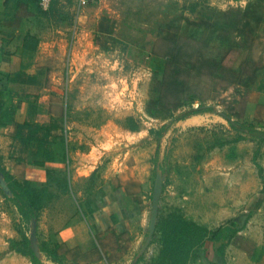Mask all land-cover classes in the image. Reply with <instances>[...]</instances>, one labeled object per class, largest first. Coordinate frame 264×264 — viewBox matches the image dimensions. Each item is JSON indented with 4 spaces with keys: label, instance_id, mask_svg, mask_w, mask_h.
Returning a JSON list of instances; mask_svg holds the SVG:
<instances>
[{
    "label": "rangeland",
    "instance_id": "rangeland-1",
    "mask_svg": "<svg viewBox=\"0 0 264 264\" xmlns=\"http://www.w3.org/2000/svg\"><path fill=\"white\" fill-rule=\"evenodd\" d=\"M39 12L54 115L0 141V171L44 192L25 223L0 186V264H31L9 240L33 221L42 264H264V0ZM77 221L88 240L59 243Z\"/></svg>",
    "mask_w": 264,
    "mask_h": 264
},
{
    "label": "crops",
    "instance_id": "crops-1",
    "mask_svg": "<svg viewBox=\"0 0 264 264\" xmlns=\"http://www.w3.org/2000/svg\"><path fill=\"white\" fill-rule=\"evenodd\" d=\"M41 14L35 1L0 0V99L3 102L0 141L9 143V147L13 146L10 135L17 125L30 123V128L24 127L30 131L38 129L37 125L47 128L54 115L55 102L45 84L42 65L55 48V34L44 29ZM61 40L60 34L59 50L64 47ZM43 53L44 62L41 61ZM102 199L107 202L101 194L88 200L89 209H93L89 212L91 216L99 211ZM94 204L96 210L92 207ZM81 222L60 229L59 243L72 246L87 241L89 236L82 232ZM83 222L86 224L87 218ZM76 226L79 233L73 230Z\"/></svg>",
    "mask_w": 264,
    "mask_h": 264
},
{
    "label": "trees",
    "instance_id": "trees-1",
    "mask_svg": "<svg viewBox=\"0 0 264 264\" xmlns=\"http://www.w3.org/2000/svg\"><path fill=\"white\" fill-rule=\"evenodd\" d=\"M56 3V2H52ZM51 6V5H50ZM39 7V6H38ZM3 102L0 99V116L2 115ZM19 125H17L18 127ZM39 128H45L44 125H37ZM3 177L12 193L10 199L13 201L20 219L29 223L32 218H37V209L41 205L43 197V189H37L34 185L30 184L29 180L23 179L22 182L14 178L9 172L2 170ZM9 246L14 251L26 255L31 264H42L41 259L35 255L30 248L29 239L26 235H22L20 239L10 238ZM39 249L45 254L46 258L60 263V258L51 249L46 246H40Z\"/></svg>",
    "mask_w": 264,
    "mask_h": 264
},
{
    "label": "built area",
    "instance_id": "built-area-1",
    "mask_svg": "<svg viewBox=\"0 0 264 264\" xmlns=\"http://www.w3.org/2000/svg\"><path fill=\"white\" fill-rule=\"evenodd\" d=\"M96 0H36L38 6L43 9L47 10L52 2L56 3H66V2H71L73 8L77 11V14H79V11L91 4H93Z\"/></svg>",
    "mask_w": 264,
    "mask_h": 264
},
{
    "label": "water",
    "instance_id": "water-1",
    "mask_svg": "<svg viewBox=\"0 0 264 264\" xmlns=\"http://www.w3.org/2000/svg\"><path fill=\"white\" fill-rule=\"evenodd\" d=\"M0 186L4 190H9L10 191V189H9V187H8V185H7V183H6L5 179H4L3 174H2L1 171H0ZM32 226L33 227L30 230V238H28L29 239V245H30V240H32L34 238V236H35V230H34L35 222L34 221L32 222ZM30 248L33 250L35 255L39 256V253H38V251L36 249H33L31 246H30Z\"/></svg>",
    "mask_w": 264,
    "mask_h": 264
}]
</instances>
